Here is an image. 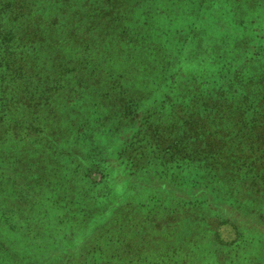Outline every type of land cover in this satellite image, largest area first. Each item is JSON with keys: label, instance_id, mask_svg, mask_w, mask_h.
Here are the masks:
<instances>
[{"label": "trees", "instance_id": "trees-1", "mask_svg": "<svg viewBox=\"0 0 264 264\" xmlns=\"http://www.w3.org/2000/svg\"><path fill=\"white\" fill-rule=\"evenodd\" d=\"M204 4L207 0H0V128L15 132L18 142L28 139L24 158L10 170L2 168L9 161L0 160V228L8 231L13 243L21 244L24 254L51 247L63 255V264H117L125 251L130 256L123 264L157 260L175 264L174 255L187 251V257L195 260L199 250L189 246L195 238L183 241L184 235L178 233L181 222L198 216L210 242L205 249L209 261L200 264H231L241 257L244 253L238 249L249 246L245 231L264 237V221L255 217L264 203L259 207L250 197L263 195L264 186V53L237 64L240 51L247 49L240 47L231 56L233 61L226 58L232 53L227 44L236 39L230 37L228 43L218 44L224 48L219 46L211 62L189 64L196 70L190 69L192 77L185 83L178 82L179 69L171 64L181 58L179 43L191 28L173 26L172 16H189ZM262 4L264 0L232 3L235 10H255L264 16ZM142 6L156 11H144ZM154 17L167 23L152 25ZM126 19L131 30L122 23ZM250 24L256 41L242 44L255 43L256 54L264 45V28ZM93 31L117 33L123 46L116 67L89 60L97 48L88 38ZM153 32L161 38L159 47L149 40ZM176 36H181L179 42ZM151 90L161 94L158 112L139 103ZM55 94L63 95V102L51 106ZM76 106L86 107L89 118L81 121ZM22 108L28 118L10 120ZM66 108L70 117L47 134L44 120L56 119V110ZM46 134L49 152L38 147ZM34 159L40 169L31 167ZM74 161L89 163L84 175L89 181L92 173L119 171L120 176L116 173L110 181L115 195L89 197L82 190L81 176L74 174L78 162L70 169ZM65 175L73 180L72 187L64 183ZM153 179L157 185L149 186ZM219 186L223 199L216 198ZM140 191L149 194L140 199ZM238 191H248L245 203L256 210L233 213L229 198ZM19 203L29 206L30 213L21 216L22 207L7 210ZM201 209L207 214L201 216ZM209 211L215 215L212 219L207 218ZM226 224L235 227V237L223 243L218 229ZM169 237V243L178 246L166 244L151 260L141 255L142 248L133 246L139 241L147 249L168 243ZM6 242L0 235V259L13 254ZM212 247L214 253H225L220 263L208 251ZM41 264L59 263L56 257Z\"/></svg>", "mask_w": 264, "mask_h": 264}, {"label": "rangeland", "instance_id": "rangeland-1", "mask_svg": "<svg viewBox=\"0 0 264 264\" xmlns=\"http://www.w3.org/2000/svg\"><path fill=\"white\" fill-rule=\"evenodd\" d=\"M141 2V1H140ZM208 4H204V5H208L206 7L201 6L200 10H196L194 11L191 15L186 16V17H179V18H173V26L177 25L178 27H183L184 30H188L190 28V30L187 32L185 38L182 40L181 43V47H183V51L181 53V58L180 56L177 59H173L171 64H174L173 66L175 68L178 67L179 69V79L178 82H184L188 81L189 78L191 79V73H190V69H194L189 66V64H207L209 62H211L213 60V54L218 52L219 46L222 47L221 45H218L219 43H228V40L230 37L236 38L235 41L232 44H227V48H232L230 49L232 51V53L228 56H225L226 58H228L230 56H233L236 52L238 53L239 48H246V51L241 50L239 55H238V62L237 64L242 63L244 60L246 61L248 58H251L252 56H258L259 54H261V52L264 53V45L261 46L257 53L255 54L253 52V47L255 45V43H251V44H242L243 42H250V40H254L252 38V32H250L251 30V24L250 22H254L253 26H256L258 28H264L263 24H264V16L260 15L259 13H256V11H250L248 9H244L242 8L241 10H235L234 6L232 5V3H234V0H207ZM261 4V3H260ZM263 5V12H264V4ZM144 11L149 10H154L156 11L155 7H150V6H142L141 7ZM202 9V11H201ZM237 12H239L241 14L240 17H237L236 15ZM259 17V18H258ZM243 20L244 23L242 25L239 24V20ZM123 25L128 29L131 30L133 27L130 24V20L126 19L122 21ZM151 23L152 25L154 24L155 26H163L165 25V23H167L166 20H164L163 18H152L151 19ZM257 24V25H256ZM264 31V30H263ZM240 36H243L244 39H239ZM82 38H86V36H81L80 39L84 41V39ZM88 38L91 42H95V44L97 43V48H94L93 53H92V58H89V60L91 62H93L94 64H106V66L110 68L112 67H116L114 62H117V57L121 55L122 53V41L118 39L117 37V33L116 34H110V35H103L101 33H97L96 31L91 34L88 35ZM103 38H105L103 40ZM175 38H177L178 42L179 40H181V36H176ZM79 39V40H80ZM150 42L156 46L159 47L160 43H161V38L156 34V33H150V38H149ZM221 41V42H218ZM256 40H254L255 42ZM118 42H121V44H119ZM169 48H172L171 43L166 42L165 43ZM121 45V52L118 53L119 50V46ZM250 45V46H248ZM178 46V45H177ZM75 47V46H74ZM77 49V48H76ZM228 51V50H227ZM226 51V52H227ZM262 53V54H263ZM96 54H100L102 56L96 55ZM144 54V53H143ZM252 57V58H253ZM105 59V61H102L101 59ZM112 59V62H110V59ZM235 59V60H237ZM234 59L231 58V61H233ZM244 61V62H245ZM248 66H251V62L247 63ZM206 66V65H203ZM207 71L206 69L204 70V72ZM8 74V73H7ZM75 76V75H74ZM73 76V77H74ZM71 78V77H70ZM68 78V79H70ZM103 81V79H101ZM149 93V92H148ZM150 95H146L143 97V100L140 101L144 102V106L143 108H147V107H154L155 110H157L156 112H158L161 108V103H160V96L161 94L159 93V91H155V90H151L150 91ZM141 94H145L144 91L141 92ZM60 100L63 102V95L60 94H55L54 97L52 98V100L49 102V104L51 106H55L57 105ZM149 104V106H147ZM77 107V106H76ZM86 108V107H85ZM84 107L79 108L77 107V111L80 109V119L81 121L84 118H89V116L91 115V113L88 112V109L86 111ZM85 109V110H84ZM94 111V108L92 109L91 112ZM42 113V112H41ZM56 113L58 115V117H56V119H51V120H44L43 124L45 126L46 131L48 132L47 134H51V132H53V130L55 128L58 127V123H60V126L64 123V119H67L70 117L71 114V110L70 109H57ZM104 114V113H103ZM157 114V113H155ZM28 111L25 108H22L20 110H18L14 116L10 117V120H14V119H18L19 121H24L28 118ZM9 120V121H10ZM166 121V120H164ZM46 135H41L44 138H42L39 141V145L38 147H42L43 150H45V152H49V145L45 144L46 142ZM4 137H7L8 139H4ZM24 140L23 141H19L17 140V135L15 132L11 131L10 129H7L6 127H1L0 128V160L2 158H6L7 161H9V163L7 165H2V168L5 170H10L12 168V164L17 160V159H21L24 158L23 154H24V148L27 147L25 146L26 142H28V139L26 137H23ZM46 139V140H45ZM104 145V144H103ZM81 151V150H80ZM32 168H35L34 170L40 169V166H36V164H38V159H34L32 161ZM78 162V161H76ZM76 162L74 161V163H72V167H70V169H73L75 166H77ZM88 166L89 163L87 161H81L78 162V166H77V171L74 174H79L80 180H81V187L82 190H85L87 192V194L89 195V197H95L96 195H99L98 200L101 199H105L108 195V192L110 193L111 196L115 195V193H113L110 190V181L112 179L115 178V176H120L119 175V171L113 172L110 170V168H108L107 171H103L102 173H92L90 174L91 181H89L86 177L84 178L85 173L88 171ZM204 169H200L199 172L203 171ZM149 172V170L147 171ZM117 173V174H116ZM140 174H142V171H140ZM153 174V173H152ZM176 175H178V171L175 172V177ZM114 176V178H113ZM141 176L143 177H150L149 174H142ZM64 177H66L67 179H63L65 182V184L68 186H70L73 182L72 179H70L71 177L69 175H65ZM73 178V177H72ZM84 178V179H81ZM179 178V177H177ZM79 179V178H76ZM121 179V177H120ZM154 180V181H153ZM151 180L152 183L147 182V184H150L149 186H156L157 185V179H153ZM95 181V182H94ZM261 186V184H260ZM72 187V186H70ZM75 187V186H74ZM79 186V188H81ZM131 186L128 185L127 189L130 190ZM126 188V187H125ZM125 188L123 189V191L125 190ZM173 188V187H171ZM222 187L219 186L218 187V194L216 196V198H220L223 199L225 197H221L220 194V189ZM263 189H261L263 191V195H261V193H259L258 195L253 194L250 197H254L256 202L259 203V207H263L262 203H264V186L262 187ZM149 193H147L146 191H140L138 192V195L140 196V199H143V197H146ZM144 195V196H143ZM143 196V197H142ZM248 196V191H245L243 193H239L235 192L233 193L230 198H229V203L232 204L231 208L233 210L234 214L236 213V209L239 211H245L247 210V212H253L255 207L251 206L248 202L245 203V199ZM108 198V197H107ZM218 202V201H217ZM19 203L18 205L13 206L12 208H7V210L9 211H14L16 209L19 208H23L21 209L22 212H20L19 214L21 216L29 214V206ZM234 207V208H233ZM34 211V209H33ZM94 212L99 213L101 212V210H94ZM202 214L201 216H204L203 212H208V210H202L200 211ZM258 212L259 214L255 215V217L260 218L262 221H264V217L262 216L264 210H260V208H258ZM209 215L207 216L208 219H212V217H214L215 215H212L211 212L209 211ZM200 215V214H199ZM253 215V216H254ZM256 219V218H255ZM186 221H191L193 223H187ZM185 222V223H184ZM197 222V223H196ZM181 225L182 229L181 232L178 233L179 237H182V235H184V240H192L193 238L195 242H193V246L189 245L192 248H197L199 250V254L195 257V260L193 259H189L187 256H190L189 254L186 253H182L181 251H178L174 256H175V264H200V263H204V262H208V256H207V251H205V249L207 248V245L210 244V242L208 241L207 235H208V230L207 228H205L204 226H206L203 221L201 220L200 216L198 217H194L191 220L187 219L183 222ZM179 223V224H181ZM201 223V224H199ZM204 225V226H203ZM114 227V226H112ZM235 227H230L229 224L226 225H222L221 227H219L218 229V233L220 235V237L222 238L223 243H228L234 240L235 237V231L234 229ZM63 231H67L68 228H64L62 229ZM69 231V230H68ZM62 232V233H65ZM51 233V231H50ZM246 235H248V241H249V246L247 247V249H244V247L242 249H238V251L242 250V252L244 254H241V257L237 258V259H232L231 264H264V237L260 238V236L256 235L252 236L249 233L252 234H258L257 232H248L245 231ZM170 234V233H169ZM0 235H2L4 237V239L8 240V246L10 245L12 247V249H10L13 254L8 257H3V259H0V264H41L43 262H46L49 258L50 259H54L57 257V261L59 264H63L64 259H61L63 255H58L57 253H54L53 250H51V247L49 249H46L45 251H31L32 253H23L22 250V246L21 244H16L13 243L11 241V236L9 235L8 231L2 227L0 228ZM67 235V234H66ZM125 234H123L124 236ZM203 235V236H202ZM245 235V237H247ZM126 238H130L128 237V232L125 235ZM162 235H159V237H161ZM151 238L153 239H157L156 236L151 235ZM203 241H198V239H201ZM175 241L177 242H182L180 238L175 237L174 238ZM168 243H159L158 245H152L151 248H147L145 249L144 246L142 247L141 245L137 244L139 243V241H133V246L136 248H142V254L144 256H148V258L151 260L152 258H155L157 255H160V251L158 252V250H160L163 246H165L166 244H171L173 246H178L176 244H172L169 243L170 242V237L168 239ZM204 242V243H201ZM137 244V245H136ZM81 247H79L80 249ZM175 248H179V247H175ZM150 249V250H149ZM236 249V248H235ZM125 250V249H124ZM211 253L213 252V247L208 250ZM220 250H217L216 253H214V255H216V258L219 260V263L223 260V257L225 256V253L222 252L221 254H217ZM39 252V253H38ZM53 252V253H52ZM111 253V250H110ZM128 252L123 253V257L122 259H119V263L117 264H123L125 258H129L130 255L127 254ZM109 255V252H107V256ZM140 255V256H141ZM227 255V254H226ZM231 255H233L232 253H228V257L230 258ZM106 256V257H107ZM2 257V256H0ZM198 259V263L197 260ZM210 260H213L212 257H210ZM156 264L158 263V260L156 262Z\"/></svg>", "mask_w": 264, "mask_h": 264}]
</instances>
